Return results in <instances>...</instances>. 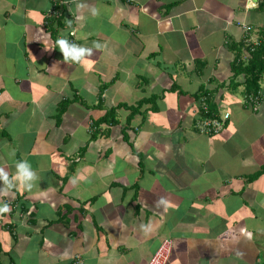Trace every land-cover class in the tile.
<instances>
[{
    "label": "crops",
    "instance_id": "crops-1",
    "mask_svg": "<svg viewBox=\"0 0 264 264\" xmlns=\"http://www.w3.org/2000/svg\"><path fill=\"white\" fill-rule=\"evenodd\" d=\"M263 28L264 0H0V168L36 174L0 180V264H147L164 238L168 264H264V75L253 102L230 80ZM61 35L100 47L65 61Z\"/></svg>",
    "mask_w": 264,
    "mask_h": 264
},
{
    "label": "trees",
    "instance_id": "trees-1",
    "mask_svg": "<svg viewBox=\"0 0 264 264\" xmlns=\"http://www.w3.org/2000/svg\"><path fill=\"white\" fill-rule=\"evenodd\" d=\"M241 48V46H240ZM247 57L243 60L241 57L236 58L231 64V83L235 85L236 80L239 76H243V81L240 85L244 86L243 95L249 101V98L255 97L260 94V80L264 75V28L260 32V37L258 42L254 45H246ZM201 91L199 93V97H204V105H206V109L204 106H201V118H218L219 114L216 111L215 105L212 103L211 92L206 90ZM209 92V93H208ZM204 95V96H202ZM203 102L202 99L199 100ZM146 103V100H140L136 106H124L128 110H130L129 115L127 116L125 125H130L131 120L137 111H139L140 105ZM64 107V103L60 105V112ZM116 108H110L106 114L98 120L97 123H118L116 117Z\"/></svg>",
    "mask_w": 264,
    "mask_h": 264
},
{
    "label": "clouds",
    "instance_id": "clouds-1",
    "mask_svg": "<svg viewBox=\"0 0 264 264\" xmlns=\"http://www.w3.org/2000/svg\"><path fill=\"white\" fill-rule=\"evenodd\" d=\"M93 15L97 14V9H92ZM56 44L59 47V50L63 54V59L65 61L72 62H81L85 57H89L93 53V47L99 48L98 43H94L93 47H86L78 45L74 42H71L66 36L61 35L57 38ZM17 172L14 177L9 178L8 173L0 168V180H2L8 188L14 187V181H19L26 188H31L33 181L36 178L35 172L32 170L31 165L28 161L22 160L16 163ZM163 203V201H161ZM9 210V205L4 204L0 206V212H7Z\"/></svg>",
    "mask_w": 264,
    "mask_h": 264
},
{
    "label": "built area",
    "instance_id": "built-area-1",
    "mask_svg": "<svg viewBox=\"0 0 264 264\" xmlns=\"http://www.w3.org/2000/svg\"><path fill=\"white\" fill-rule=\"evenodd\" d=\"M257 43V42H256ZM258 97L249 98L250 102L257 100ZM204 109H206V105H204ZM229 117L228 113H225L224 116L218 118H204L199 122V128L201 131L212 134L217 133L223 129L225 120ZM172 250V240L170 238H164L156 252L152 255L151 259L147 264H168V259ZM72 264H85V262L81 259L80 256H75L73 258Z\"/></svg>",
    "mask_w": 264,
    "mask_h": 264
}]
</instances>
